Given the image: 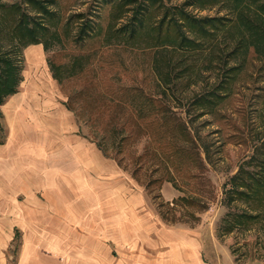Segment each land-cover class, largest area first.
I'll use <instances>...</instances> for the list:
<instances>
[{"label":"rangeland","instance_id":"1","mask_svg":"<svg viewBox=\"0 0 264 264\" xmlns=\"http://www.w3.org/2000/svg\"><path fill=\"white\" fill-rule=\"evenodd\" d=\"M0 1L36 14L28 0ZM38 1L52 12L38 16L48 31L27 46L0 9V57L21 67L19 93L38 94L20 112L8 109L12 96L0 105V140L25 145L14 157L26 177L22 187L0 181V264H97L71 259L82 249L104 252V264H145L166 248L146 236L151 223L194 229L207 264H264V189L257 201L228 192L241 167L246 180L264 175V33L247 27L264 30V0ZM80 140L97 148L91 166L106 163L100 188L109 194L99 202L94 188L66 189L63 170L49 179L42 164L68 146L78 152ZM130 193L143 227L128 239L113 224ZM83 195L87 213L61 226L65 206L80 210Z\"/></svg>","mask_w":264,"mask_h":264},{"label":"crops","instance_id":"2","mask_svg":"<svg viewBox=\"0 0 264 264\" xmlns=\"http://www.w3.org/2000/svg\"><path fill=\"white\" fill-rule=\"evenodd\" d=\"M34 95H38L35 93H19V89L16 93L12 94L11 96L14 97V104H10L8 106V109L20 112L22 110H25V107L29 104V100L32 97L34 100ZM27 103V105H26ZM29 112V111H28ZM27 114V112H26ZM18 123L22 124L26 122L25 120H17ZM37 124L36 122H34ZM27 127V126H26ZM25 127V128H26ZM15 130V129H13ZM28 137H26L27 139ZM24 142V141H20ZM16 144L13 139L6 142H0V181H8L12 178H17L18 181H21L19 187L23 186V182L25 180V170L24 167L21 166V164H25V162H21L17 158H19L20 150L25 149V145H21L19 142ZM76 148H80L78 152L73 151V146H68L67 151L65 153L56 154L54 157H52V160L49 161H43L42 163L45 166V169L49 166L51 167V170L47 172H51V174L48 176L49 179H52L55 177L56 171L58 169H62L63 172L60 173L59 179H62L64 181V184L66 186V189H74V188H81L82 192H90V188H94V191H97L95 194V197L101 200V197L103 195L109 194L105 192V190H101L105 180L102 178L103 174L106 173L105 171V161L104 159L99 158L98 165L93 167V165H90L89 162V149L92 148L95 155L98 153L96 152L97 148L94 146H89L88 142L78 141ZM24 146V147H23ZM35 150V153L39 157H45L44 152L42 151V146L40 147H33ZM65 154V155H64ZM64 155V156H63ZM51 158V156H48ZM15 158V159H14ZM65 159V160H64ZM63 160V161H61ZM41 160L38 158L33 159L34 166L38 165V168H34V175L37 173L39 174V170H41L42 166L39 167L41 164ZM14 166L16 169L14 170ZM54 166V167H52ZM48 167V168H49ZM112 173V174H111ZM115 173H118V170L113 167V170L108 173V175H114ZM48 174V173H47ZM37 175V174H36ZM57 175V174H56ZM28 179V177H27ZM31 179V178H29ZM32 179H37L33 176ZM122 188L117 187L116 185H112L110 188V192L114 191H120L118 193L122 192ZM4 184L0 183V213L4 212ZM92 192V191H91ZM15 193H11L9 195V192H7L8 196L13 197ZM131 198L129 201L126 200L125 197H119V216L117 217L116 221L113 224V227H115V232L119 230H123L127 235L128 239H131L133 236H135L138 233V229H141L143 226L140 223H137L138 215L136 214L137 204H136V194L130 193ZM81 199L80 203L82 202V206L79 207L80 210H78L75 207H67L65 206L64 212L65 218L64 222L63 220H60V225L63 226L65 224L66 227H70L74 221L79 219V214L87 213L88 209L87 206H84L83 201L85 202V199ZM110 196V195H109ZM79 203V201H78ZM21 207V205H18ZM20 211H23V209H19ZM57 212L59 210L53 211L50 209V212ZM98 214V213H97ZM126 219V220H125ZM115 220V219H114ZM62 222V223H61ZM58 224V223H55ZM60 225H58L60 227ZM0 228H4V218L0 215ZM144 231L148 238L153 234L157 235L158 241L156 242L158 245H164L166 248L162 249L155 257L152 255H145L144 261L145 264H207L202 256H201V241L200 237L198 236L197 232L194 229H191L189 227L183 226H159L157 224H144ZM120 236V233H119ZM137 236V235H136ZM71 243L74 244V238L70 235ZM123 241V240H122ZM82 242H80L81 244ZM147 243V242H146ZM66 244H68L66 242ZM83 244V243H82ZM79 245V244H75ZM82 248V247H81ZM80 250V249H79ZM85 249H82L77 253L79 254L78 257H72L71 259H77L80 261H84L86 257H89V260H96L97 264H104L103 261L106 259V256L104 252H102L100 255L97 254H90L84 253L83 251ZM81 255V257H80ZM68 259V258H67ZM126 256L121 255L117 258L118 261L123 262L125 261ZM133 259V260H132ZM129 261H133V264H138V261H141L142 258H132ZM87 260V259H86ZM127 260V259H126ZM117 264V262L115 263ZM122 264V263H118ZM140 264V263H139Z\"/></svg>","mask_w":264,"mask_h":264},{"label":"trees","instance_id":"3","mask_svg":"<svg viewBox=\"0 0 264 264\" xmlns=\"http://www.w3.org/2000/svg\"><path fill=\"white\" fill-rule=\"evenodd\" d=\"M27 5H32L36 10V14H30L26 8L19 3L6 4L0 1V9L12 13L10 28L12 34L19 38V41L27 46L29 44L40 43L41 37L44 33H47L48 26L38 19V16L45 14H52L51 10L46 4L38 0H28ZM6 15L4 16V18ZM262 22V21H261ZM259 24H253L250 20H247V27L251 32L264 33L262 27ZM1 30V29H0ZM134 31V30H133ZM134 33V32H133ZM133 34H131V37ZM45 48H47L44 45ZM0 62H3L2 69L0 71V105L3 104L6 99L12 94L18 91V87L21 81L20 69L15 59L8 55H4V58L0 57ZM55 76V75H54ZM2 142V140H0ZM264 171V166L262 169ZM243 167L240 168L238 174L233 175L230 179L232 187L228 191L231 193L230 198L235 199L233 195L238 198H246L252 201L259 200V193L261 189H264V175H249L250 180H246L242 176ZM262 171V172H263ZM251 181V182H250ZM254 181V183H253ZM253 183V184H252ZM256 214L243 213L240 217H256ZM242 220V218H241ZM240 223V222H238Z\"/></svg>","mask_w":264,"mask_h":264}]
</instances>
